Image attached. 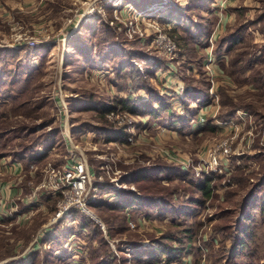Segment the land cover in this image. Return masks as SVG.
Listing matches in <instances>:
<instances>
[{
    "label": "rangeland",
    "instance_id": "rangeland-1",
    "mask_svg": "<svg viewBox=\"0 0 264 264\" xmlns=\"http://www.w3.org/2000/svg\"><path fill=\"white\" fill-rule=\"evenodd\" d=\"M193 3L201 4V8ZM92 6L95 8L91 10ZM220 13L228 16L224 26L219 25ZM263 14L264 0H48L38 18L27 16L16 22L0 15V48L25 49L19 57L0 62V68L12 72L1 77L5 82L0 88V104L6 102L0 111L9 110L17 102L9 95L14 89L23 93L22 98L42 104L38 117L12 116L36 129L30 136L45 138L48 131L59 127V134H51V142L32 146L36 154L48 153L44 160H29L30 152L19 160L24 166L17 184L19 197H26L39 183L47 162L61 165L81 156L91 171L86 197L92 213L74 209L48 224L61 196H46L45 210L19 223L7 219L0 222V264H14L20 259L19 264H94L102 255L110 264H246L249 258L244 255L229 259L225 248L230 241H223L224 234L215 229L224 222L225 210L231 211L227 214L233 222L243 218L238 204L264 174V83L260 81L264 76L259 73L264 71ZM22 32L34 37L36 45H16L14 37ZM159 32L174 42L172 56L154 41ZM232 33L234 41L230 45L219 44L222 36ZM45 35L50 36L47 41ZM83 46H91L93 54H98L97 61L86 60ZM132 53L135 55L131 60L152 89L138 86L136 80L134 88L128 75L127 81L116 76V69ZM219 57H223L225 68ZM193 86L205 88L207 96L199 100L193 97L188 114L194 118L190 124L173 121L178 114L184 117L188 112L183 98L185 90ZM59 96L62 106L56 105ZM155 96H167L169 102L157 117L130 112L116 101L143 104ZM96 98L113 102L115 107L111 109L119 114L121 122L107 118V111L103 115L81 108ZM159 104L154 102L155 107ZM231 119L237 121L230 126ZM82 123L93 127L73 133V126ZM0 126L4 125L0 122ZM98 126L124 130L127 138L107 140L106 133L96 129ZM15 130L0 137V153L7 163L18 161L14 155L22 150L21 143H30V139L16 137L25 131ZM226 138H231L232 148L226 169L210 179L212 194L200 204L194 185L208 176L196 177L164 157L163 150L196 158L207 146ZM158 164L179 170L171 176L169 171L161 173L160 185L169 194L159 204L124 209L94 205L100 198L110 204L126 202L129 191L141 192L138 185L145 181L132 182L134 171ZM7 174H0L4 177L0 184H5ZM21 198L16 199L20 208L24 205ZM78 217L91 218L101 228L104 244L98 236L88 234L93 225L78 233ZM61 221V227L73 232L65 247L63 243L55 244L51 250L49 243L35 241L40 229L51 230ZM250 223L257 230L250 250L264 262V212L253 215ZM188 227L194 230L190 241L178 233L176 236L184 240L172 242L180 257L162 254L149 262L139 260L144 247L154 246V238Z\"/></svg>",
    "mask_w": 264,
    "mask_h": 264
},
{
    "label": "trees",
    "instance_id": "trees-1",
    "mask_svg": "<svg viewBox=\"0 0 264 264\" xmlns=\"http://www.w3.org/2000/svg\"><path fill=\"white\" fill-rule=\"evenodd\" d=\"M194 4V3H193ZM197 6L198 9L201 8V4H194ZM200 6V7H199ZM201 11V10H199ZM264 15V14H263ZM16 17L19 19L20 15H16ZM102 25V24H101ZM100 25V26H101ZM200 30L198 29V32ZM76 36V35H75ZM75 36H73L75 38ZM200 36V35H199ZM234 34H230V35H224L220 38V42L219 44H227L230 45V43H232L234 41L233 38ZM85 39V37L83 38ZM196 47V46H195ZM88 49H86L84 46L82 47V50L84 51V53L86 54V60L94 63L95 61H97V57L98 54H93L94 50L91 48V46L87 47ZM24 48H0V62L2 61L3 63L5 61H8L10 59H13V57H19L18 54H20L22 51H24ZM135 54L132 53L130 59L127 62H123L121 63V65H119V67L116 69V76L120 79H122L123 81L126 80V77L128 75V78H131L132 81V86L135 88L134 85V80L137 81L138 86H144L147 87V89H150L151 86L150 84H147V80L144 77V75L142 76L139 72L138 69L136 68L137 66L134 65V61L131 60ZM219 63L224 66V61H223V57H219L218 58ZM261 61H264V54L261 57ZM223 62V64H222ZM161 65V64H160ZM131 67V68H130ZM225 68V66H224ZM262 70L259 71L260 74H262L264 76V71L261 72ZM12 73L10 70L8 71L7 68H0V88L4 86V75H6V73ZM150 72V71H149ZM127 78V80H128ZM126 80V81H127ZM145 80V82H143ZM11 84L14 83V78L10 79ZM262 83H264V78H262V80H260ZM120 81L118 82V87H121L120 85ZM129 85V84H128ZM15 88V87H14ZM137 88V87H136ZM152 89V88H151ZM8 91V90H7ZM11 93L9 95H11V99H13L15 102L13 105H11V108L9 110H1L0 111V122L4 125V126H0V137L4 134H7L9 132L12 131H16L15 129H20L22 131H25L22 134H16V137H23L24 139H30V143L29 144H24L21 143L20 147H21V151H18L15 153L14 155V160H23L25 159V157H27L25 153H31L29 160L33 161V160H44L45 157H47L48 153L47 152H42V153H35L32 150V146L35 143L38 142H51L52 141V135L57 133L59 134V127L56 128V130H50L48 131L44 137L40 136H30L31 134L35 133L36 129L29 127V126H25L24 124H21L19 120H14L12 118V116L17 117L18 115H26L28 116V114H31L32 117L31 118H35L36 116H39V113L37 112L38 109H41L42 104H35L34 102H32V100L28 99V98H22L23 93L21 91L15 92L14 89L10 90ZM207 96V90L193 86L190 90L186 89L185 90V94H184V98H183V103H184V107H186V109H188L185 114L184 117H182L181 114H178V118L174 119L173 121L177 122L179 120L182 121V123L184 124H190L191 123V119L194 118L193 114H188L189 113V105L192 102V99L194 97V99L199 100L202 98H205ZM162 98H165V100L167 99V96H163ZM160 96H155L154 98H152L151 102H145L143 104H135V103H131L128 102L126 100H120L117 99V103H121L122 106L126 109H128L130 112H137V111H141V112H145L150 113L151 115L157 117L159 116L161 113H163L166 109L167 106L169 104L168 100L163 101ZM158 102L160 103L158 105V107L154 106V102ZM1 102V101H0ZM6 102L3 101V103ZM1 103L0 106L3 104ZM116 103V104H117ZM168 103V104H167ZM5 104V103H4ZM115 107V104L112 103H107L104 101L99 100L98 98H96L95 100H91L90 102H86L85 104L82 105L81 108L83 109H91V110H96L99 112H102V114L104 115V113L106 111H108L109 109ZM140 107L142 108H146L148 107L149 110H141ZM10 111V113H9ZM232 111V110H231ZM172 121V122H173ZM175 124V123H173ZM18 125V126H16ZM8 127V128H7ZM18 127V128H17ZM92 128L93 126H85V124H79L77 126H73L72 128V132L73 133H82L84 132L87 128ZM210 127V126H209ZM95 128V127H94ZM13 129V130H12ZM97 130H99L100 133H106L105 137L107 140H111V139H122L125 140L127 138V133L124 130L121 129H113L111 130L110 128H106V127H96ZM9 131V132H8ZM52 144H48L47 148L50 147ZM35 153V154H33ZM33 155V156H32ZM3 157H5L3 154L0 153V159H2ZM29 157V156H28ZM163 171H169V176L171 175H176L178 174L179 170L175 169L172 166H168L167 164L165 165H155V167L149 166V167H144L141 169H136L134 171L135 176H134V180L135 182H139L140 179L145 180L144 182H140V184L138 185V188L141 190V192H137V191H129V195L127 201L120 203H114V204H110L105 202L103 199H99L97 200L98 202H95L94 205L96 206H100V205H105L107 207H109V209H114V208H119V209H124L126 207L129 206H143L145 208L150 207L153 204H159L160 201H162L163 199H166L164 197V195H168L169 192L160 185V180L162 178L161 177V173H163ZM176 172V173H175ZM175 173V174H173ZM188 174V173H187ZM194 186H196L195 188H197L198 192H199V198L198 200H196V202H199L200 204L203 203L205 200H207L211 194H212V189H211V184H210V178L209 177H205L201 180H199V182L197 184H195ZM164 197V198H163ZM198 204V203H197ZM252 204V206H251ZM139 206V207H140ZM251 206V208H250ZM238 207L240 209V211L244 214L243 218H235L234 222L232 220V218H229L227 213H231L230 210H225L222 212V217H224V222L221 224V226H218L215 231L220 230V232H222L224 234V240L223 241H230L228 243V245H226L227 251H228V257L229 259H236L238 257L241 256H247L249 258L248 262L246 264H264V262H261V259L259 256H256V252L255 251H251L250 248L251 246L254 244V242L256 241L257 238V230L256 227L254 225V223H250V220L252 218V216L256 215L258 212L262 213L264 212V174L262 175V178L254 183L251 186V189L249 190V192L242 198L240 204H238ZM252 209V210H251ZM174 212V210H172V213ZM176 213V212H175ZM182 212H180L181 214ZM78 224H77V231L78 233H82L81 230L82 229H88L90 225H93V228L90 232H88V234L91 233V236H98L99 240L101 241V243L104 244L105 239L104 236L102 234V230L101 228H99V226L96 225V223H94L92 221L91 218H81L78 217ZM231 219V220H229ZM248 220V221H247ZM64 221L58 222L56 223L51 230L43 233V236L40 238V240L38 241V243L42 242V243H49V248L51 250H54L55 248V244H60L63 243L62 247H65V243L69 240L68 237L70 234H72L73 232L70 229H65V227H61L62 223ZM66 222V221H65ZM66 226V225H64ZM109 229V228H108ZM77 233V232H76ZM178 233H182L184 234L186 240H191L194 230L191 227L188 228H181V229H177L175 232H166L165 234L160 235L157 238H154L153 243L154 246H150V247H144L143 250L140 252V254L142 256H140L139 260L143 261V262H149L154 260L156 257H158L159 255L162 254H169L171 257L173 258H178L181 256L180 251H177V246H173L172 242L174 241H183L184 239L177 237L176 235H178ZM249 247V248H248ZM35 248V247H34ZM41 250V249H40ZM36 250H34L35 252ZM21 260V259H20ZM17 261V263L14 264H19V261ZM28 264V263H27ZM94 264H110V262L105 259V256H100V258L94 262Z\"/></svg>",
    "mask_w": 264,
    "mask_h": 264
},
{
    "label": "built area",
    "instance_id": "built-area-1",
    "mask_svg": "<svg viewBox=\"0 0 264 264\" xmlns=\"http://www.w3.org/2000/svg\"><path fill=\"white\" fill-rule=\"evenodd\" d=\"M94 8L95 7L92 6L91 10ZM48 37L50 36L45 35V41L48 40ZM14 41L16 45L22 44L23 42L30 47L36 45L34 37H27L24 32L17 34V36L14 37ZM154 41L166 54L172 56L175 52L174 42L165 34L159 32ZM56 105H64L60 96L58 100H56ZM62 113L61 111V114ZM242 113L245 114L244 111H242ZM106 116L110 120L115 121L116 119V121L121 122L119 114L115 112L114 109L107 111ZM239 117L244 119L242 114H240ZM236 119L239 120V118ZM236 119L229 120V125L231 126V123H236ZM201 120H203V116ZM132 122V120L129 121L130 126L133 125ZM66 135H68L67 132ZM72 149L74 150V148ZM231 151V138H226L207 146L203 151L196 154V158H193L189 154L180 157L176 152L169 150H163V153L164 157L168 160L179 163L185 170L191 171L196 177L208 176L211 179L214 178L217 173L224 174L223 170L226 169L224 165H226ZM70 153L73 152L70 151ZM42 174L41 180L36 185H33L30 193H28L26 197H19L23 201V207L20 208V203L15 198L3 200L0 196V222L7 219L11 220L13 223H19L24 219L30 218L37 211L45 210L47 206L44 198L50 195L61 196V199L58 203V210L55 216L51 217L48 224L55 222L62 216L70 215L71 211L74 209L92 215L88 206L89 198L86 197V187L90 181L91 171L85 158L81 156L72 157V160L66 161L61 165L47 162L42 169ZM2 186L3 184H0V188ZM46 231H49L46 227L40 229L35 241H39V236Z\"/></svg>",
    "mask_w": 264,
    "mask_h": 264
},
{
    "label": "crops",
    "instance_id": "crops-1",
    "mask_svg": "<svg viewBox=\"0 0 264 264\" xmlns=\"http://www.w3.org/2000/svg\"><path fill=\"white\" fill-rule=\"evenodd\" d=\"M46 1L48 0H0V15L5 16L7 19H14L16 22H22L24 17L27 16L38 18L40 16L41 6ZM18 14L20 15L19 19L16 17ZM218 16L221 20L219 25L224 26L228 21V16L224 17V14L222 15L221 13ZM7 162L8 160H0V174L6 177L8 173L7 175L9 177L7 180L5 179V184L0 188V196L3 200H9L11 198L18 199L20 190L17 184L23 175L24 166L20 161Z\"/></svg>",
    "mask_w": 264,
    "mask_h": 264
}]
</instances>
